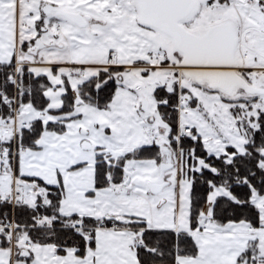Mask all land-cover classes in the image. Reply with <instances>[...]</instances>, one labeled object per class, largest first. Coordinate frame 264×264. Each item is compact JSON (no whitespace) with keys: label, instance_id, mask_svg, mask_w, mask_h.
<instances>
[{"label":"snow or ice","instance_id":"1","mask_svg":"<svg viewBox=\"0 0 264 264\" xmlns=\"http://www.w3.org/2000/svg\"><path fill=\"white\" fill-rule=\"evenodd\" d=\"M0 264H264V0H0Z\"/></svg>","mask_w":264,"mask_h":264}]
</instances>
